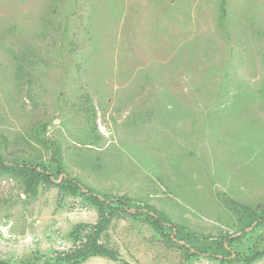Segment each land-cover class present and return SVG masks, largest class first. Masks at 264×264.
Wrapping results in <instances>:
<instances>
[{"label": "rangeland", "instance_id": "374dc122", "mask_svg": "<svg viewBox=\"0 0 264 264\" xmlns=\"http://www.w3.org/2000/svg\"><path fill=\"white\" fill-rule=\"evenodd\" d=\"M59 169L113 200L81 264H264V0H0V264L98 227Z\"/></svg>", "mask_w": 264, "mask_h": 264}, {"label": "trees", "instance_id": "16d2710c", "mask_svg": "<svg viewBox=\"0 0 264 264\" xmlns=\"http://www.w3.org/2000/svg\"><path fill=\"white\" fill-rule=\"evenodd\" d=\"M24 168H27L30 171L31 177L27 181L28 184H32L35 178L42 177L47 180L54 181L55 180V175L45 169L44 167L40 165H24ZM24 170V169H23ZM25 174V171L23 172ZM58 173L60 175H63L64 179H68V188L72 189L74 187L72 184L74 183L76 186H78L81 190L85 192V194L90 195L92 198L95 199L96 203L100 206L101 209V219L99 220L98 227L96 229L93 227V229L85 236L81 235V226L78 225L75 227V229L72 231V237L75 240V246L71 249L65 250V251H54L50 255H48L46 258V264H81L83 261H85L87 258L90 256H106L109 258H117L116 251H113L110 249L106 243L102 242L100 240V232L104 230L105 224L108 221L109 216L105 215L106 214V209L105 205L111 204L113 201L109 196H102L98 193H94L89 189H84L82 186H79V184L74 181L73 178L69 177L68 175L65 174L64 171L58 170ZM23 174V175H24ZM82 192V193H84ZM115 200V199H114ZM116 205H119L118 209L121 208V210H127L124 205L128 206L129 203L128 201L124 199H117ZM131 207V205H129ZM134 208V207H133ZM138 211H141L140 213H146L148 214V218L151 219V223L154 225V227L157 228H165L169 227L171 229L175 228V225H171L170 221L166 218L161 217L158 212L154 211L150 206L148 205H143L140 207H136ZM109 210V209H108ZM118 211V210H116ZM246 213L244 216H247L248 223H252L253 220L254 222L258 220H264V216L256 217L254 213L245 211ZM111 214V212L109 213ZM134 215H136L133 212ZM77 241L79 243H77ZM230 247V245H228ZM224 249H227V246H223ZM229 251V250H228ZM230 252V251H229ZM252 259H249L248 261H251Z\"/></svg>", "mask_w": 264, "mask_h": 264}]
</instances>
